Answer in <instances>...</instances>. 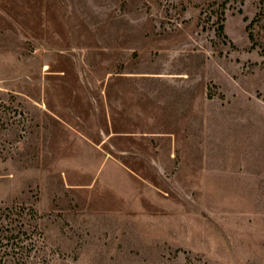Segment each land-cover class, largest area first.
Masks as SVG:
<instances>
[{"label":"rangeland","instance_id":"1","mask_svg":"<svg viewBox=\"0 0 264 264\" xmlns=\"http://www.w3.org/2000/svg\"><path fill=\"white\" fill-rule=\"evenodd\" d=\"M258 6L0 0V207L34 209L26 264H264Z\"/></svg>","mask_w":264,"mask_h":264},{"label":"trees","instance_id":"2","mask_svg":"<svg viewBox=\"0 0 264 264\" xmlns=\"http://www.w3.org/2000/svg\"><path fill=\"white\" fill-rule=\"evenodd\" d=\"M264 20V0H259V6L257 12L249 20L246 25L248 30V37L255 44V30L256 27ZM218 34L221 35L224 32V26L220 23L217 27ZM24 209L21 205H5L0 207V264H7L9 259L11 262L18 264H26L28 249L25 243H20L19 239H14L20 228L26 224H30L34 218V209L30 210L29 217L26 218ZM17 238V237H16ZM5 259L2 260V257Z\"/></svg>","mask_w":264,"mask_h":264}]
</instances>
